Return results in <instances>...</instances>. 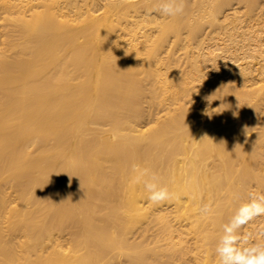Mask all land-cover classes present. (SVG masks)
Wrapping results in <instances>:
<instances>
[{
  "label": "rangeland",
  "instance_id": "1",
  "mask_svg": "<svg viewBox=\"0 0 264 264\" xmlns=\"http://www.w3.org/2000/svg\"><path fill=\"white\" fill-rule=\"evenodd\" d=\"M93 1L0 0V50H6L10 62L27 44L19 37L17 17L30 21L44 15L47 22L38 23L61 34H86L83 43L69 47L72 78L56 84L59 90H70L69 107L76 120L72 129L83 128L78 141L85 150L71 153L75 162L70 158L67 168H60L44 163L63 158L55 147L48 151L51 130L31 131L38 139L35 147L18 137L21 145L14 146L28 148L29 160H37V180L30 189L33 173L21 175L27 181L22 189L28 188L26 199L21 198L17 175L2 176L0 169V264H116L112 221L123 168L131 163L147 168L149 157L160 151L171 165L185 160L194 173L215 160L219 166L212 175L219 181L230 179L251 194L264 193V114L259 111L264 106V0H186L184 14L174 18L154 11L158 0L116 8H97ZM233 7L236 11L225 19ZM88 10L96 11L95 16ZM108 28L116 33L107 47ZM211 102L220 125L195 144L190 139L186 147L198 112ZM70 126L53 133L67 141ZM214 131L219 145L222 138L240 141L232 149L209 154L205 146ZM124 135L132 139L129 147L150 150L151 155L139 161L125 156ZM110 154L116 165L96 171L101 157ZM196 178L202 181L204 175ZM261 224L264 217L248 226L254 240ZM100 248L105 251L98 252Z\"/></svg>",
  "mask_w": 264,
  "mask_h": 264
},
{
  "label": "bare ground",
  "instance_id": "2",
  "mask_svg": "<svg viewBox=\"0 0 264 264\" xmlns=\"http://www.w3.org/2000/svg\"><path fill=\"white\" fill-rule=\"evenodd\" d=\"M3 1L4 4L7 3V0ZM145 1L94 0L93 2L97 8L101 6L116 8L118 5L143 6ZM70 4L71 2L67 6ZM10 7L20 6L11 4ZM236 9V7L231 8V12L224 15L225 19ZM87 12L92 17L95 16L96 11ZM61 15L66 18L68 16L64 11ZM17 18L20 28L19 37H25L27 44L21 45L20 49L16 50L18 52L11 62L7 60L6 50H3V47L0 50V169L2 176L9 172L17 175L14 181L20 187V197L26 199L28 188L22 189V187L27 185V181L21 175L33 173L31 189L37 180L34 174L37 160H29L28 148L18 149L14 146L20 144L18 137L27 140L29 146L35 147L38 139H33L34 133L40 129L51 130L53 136L47 142L52 145L48 151L55 147L63 158L61 160L58 157L57 160L48 158L44 163L57 165L60 168H67V164L71 163L70 158L72 163L75 162L74 156H70L71 153L74 155V151L85 150V146L81 147L78 141L83 134V128L78 126L72 129L71 123L76 120L70 112V90H59L56 84L60 81L68 83L72 78L69 47L73 43H83L86 34L83 33L78 37H70L66 31L61 34L57 28L53 30L47 23H38L40 19L47 22L44 15L34 17L30 21L26 18ZM115 33L111 28L105 30L104 43L107 47ZM49 48L51 50L43 53ZM61 49L64 53L60 52L62 54L57 55L58 50ZM45 59L48 60L44 61ZM48 63H51V66ZM44 64L49 67L38 71L37 68L43 69L41 65ZM85 66L88 67V64ZM81 67L82 64L79 68ZM213 107H216V104L211 102L198 112L200 118L197 114L193 134L187 135L186 147L190 146V139H193L195 144L199 141V136L220 125L218 114L214 113ZM263 110L262 105L259 111L264 114ZM69 126L70 135L67 141L58 136L59 133H53V131L66 130ZM131 129L140 130L133 128V125ZM216 133L214 131V134L209 135V143L205 146L209 154L223 147L232 149L233 145H237L240 141V137H235L231 142L222 138L219 140V145L220 137ZM110 137L116 138V130L110 134ZM57 138L60 139L59 142L56 141ZM123 138L122 149L127 153L125 156L130 155L135 161H139L151 155L150 150L136 151L129 147L132 139L127 135ZM52 139L55 142L51 141ZM101 146L98 145V148ZM49 160L51 162H48ZM220 162L224 163L222 158ZM44 163L43 167H45ZM112 165H116V158L112 154L104 159L101 157L96 171L101 172ZM131 166L123 168L125 178L119 183L117 192L120 197L116 194V221H112V228L116 231V264H217L214 248L222 234V226L228 222L236 209L248 200L251 193L243 185L233 184V180L228 179L226 183H222L217 175L213 176L212 169L219 166L215 160L206 161L204 166L194 173L188 171L185 160L177 159L175 164L171 165L170 158L160 151L149 157L147 168L156 172L160 177V183L166 185L177 198L156 205L148 201L142 185H134L130 182L135 175ZM195 169L194 165L190 170ZM198 174L204 175L202 181L196 178ZM10 197L13 196L8 191L6 199ZM209 201L214 205V213L210 218L205 219L198 214L197 209L201 203ZM30 202V200L25 201V204ZM35 204L34 201L31 207ZM247 229L248 227L245 231ZM103 251L105 250L100 248L98 252ZM124 255H127L125 259H123Z\"/></svg>",
  "mask_w": 264,
  "mask_h": 264
},
{
  "label": "clouds",
  "instance_id": "3",
  "mask_svg": "<svg viewBox=\"0 0 264 264\" xmlns=\"http://www.w3.org/2000/svg\"><path fill=\"white\" fill-rule=\"evenodd\" d=\"M186 0H158L154 9L163 18H174L185 12ZM135 173L131 179L134 185H142L147 199L152 204H163L177 198L166 185L160 183L159 175L139 164L132 165ZM202 218H210L214 213L211 201L201 203L197 209ZM264 217V193H252L242 203L227 223L222 226V234L216 241L214 255L217 264H264V224L256 228V237L245 229Z\"/></svg>",
  "mask_w": 264,
  "mask_h": 264
}]
</instances>
